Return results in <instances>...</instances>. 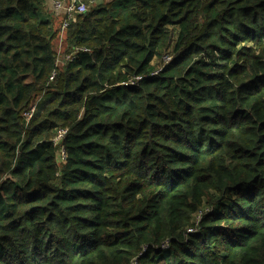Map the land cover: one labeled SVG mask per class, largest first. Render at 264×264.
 <instances>
[{
    "label": "trees",
    "instance_id": "trees-1",
    "mask_svg": "<svg viewBox=\"0 0 264 264\" xmlns=\"http://www.w3.org/2000/svg\"><path fill=\"white\" fill-rule=\"evenodd\" d=\"M44 3L0 0V264H264V0H107L63 62Z\"/></svg>",
    "mask_w": 264,
    "mask_h": 264
},
{
    "label": "built area",
    "instance_id": "built-area-1",
    "mask_svg": "<svg viewBox=\"0 0 264 264\" xmlns=\"http://www.w3.org/2000/svg\"><path fill=\"white\" fill-rule=\"evenodd\" d=\"M106 2L107 0H51L53 13L61 14L63 16V20L60 24L61 34L64 33L66 28L76 18L77 15L87 13L90 9V6H94L95 8H98L106 4ZM71 57L72 55H68L67 59L71 60ZM169 59L170 57H166L165 61H168ZM159 71L160 69L156 70L153 74H157ZM139 79L140 77H134V78H131L127 83L136 84L139 81ZM35 110H36V105H34L31 108V110H29L25 114L27 120H30ZM67 133H68L67 128H60V129H57L56 134L53 137L54 145L59 147V162H63L67 158V151L63 144V141L67 136ZM210 211L211 210L209 208H205V210H201L197 214V224L199 223L202 215L205 212H210ZM169 247H170V244L168 241L162 245L163 249H168Z\"/></svg>",
    "mask_w": 264,
    "mask_h": 264
},
{
    "label": "rangeland",
    "instance_id": "rangeland-1",
    "mask_svg": "<svg viewBox=\"0 0 264 264\" xmlns=\"http://www.w3.org/2000/svg\"><path fill=\"white\" fill-rule=\"evenodd\" d=\"M95 8L94 6H90V9ZM89 9V10H90ZM41 17H48L46 15L43 14V12L41 13ZM63 20V16L61 14L55 15L53 16V21L55 22V26L57 27L58 25L61 24V21ZM60 28V26H59ZM63 39V34L60 35V38L57 40V49H58V53H59V62H63L62 60V52L64 51V41ZM171 260L173 262V264H176V260L174 259V257H171Z\"/></svg>",
    "mask_w": 264,
    "mask_h": 264
},
{
    "label": "crops",
    "instance_id": "crops-1",
    "mask_svg": "<svg viewBox=\"0 0 264 264\" xmlns=\"http://www.w3.org/2000/svg\"><path fill=\"white\" fill-rule=\"evenodd\" d=\"M43 14L46 15V16H48L49 18L51 17L52 19H53V16L56 15L52 11L51 0H45L44 8H43Z\"/></svg>",
    "mask_w": 264,
    "mask_h": 264
}]
</instances>
